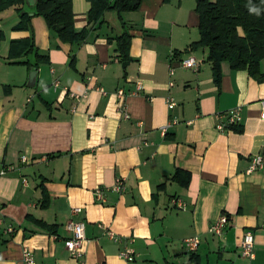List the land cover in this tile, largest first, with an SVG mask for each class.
Listing matches in <instances>:
<instances>
[{
    "label": "crops",
    "instance_id": "obj_1",
    "mask_svg": "<svg viewBox=\"0 0 264 264\" xmlns=\"http://www.w3.org/2000/svg\"><path fill=\"white\" fill-rule=\"evenodd\" d=\"M194 8V0H147L123 13L131 35L126 68L116 52L115 14L89 24L86 0H72L75 31L88 30L80 44L60 42L29 6V31L12 30L16 7L0 13V264H25L24 248L36 264H78L64 246L70 221L84 223L83 264H264V171L246 173L252 156L264 158V57L260 82L222 62L216 87L207 51L189 50L199 39ZM30 36L48 60L33 86L25 63L35 64L34 54L8 58L11 43ZM189 53L201 61L198 71L177 68L170 77L169 66ZM138 82L142 89L133 93ZM237 106V131H216L215 114ZM177 169L189 174L186 186L173 180ZM116 179L124 180L121 194L109 190ZM223 213V234H210ZM98 223L133 240L134 262L117 256L123 243L110 241ZM246 231L254 235L252 260L238 253ZM193 236L200 244L189 253L182 242Z\"/></svg>",
    "mask_w": 264,
    "mask_h": 264
},
{
    "label": "trees",
    "instance_id": "obj_2",
    "mask_svg": "<svg viewBox=\"0 0 264 264\" xmlns=\"http://www.w3.org/2000/svg\"><path fill=\"white\" fill-rule=\"evenodd\" d=\"M86 1L89 4L87 12L89 24L102 21L107 12L115 14L121 28L120 34L114 38L116 52L122 67L126 68L130 62L131 35L122 14L138 11L142 3L147 0ZM169 1L162 0L163 3H169ZM194 1V10L198 16L199 39L189 45V50L203 48L207 51L206 60L210 64L216 87H219L221 83L220 66L222 62H227L231 70L247 71L249 76L260 82L262 75L259 71V62L264 57V0H251L252 5L261 9L259 16L249 12V0ZM24 5L28 6L26 0H0V13L10 7H16L15 11L19 22L12 28L13 31H29L30 29L31 16L27 12H23ZM30 8L33 9L34 16L44 19L49 31L60 42L80 44L86 39L88 30L75 31L72 0H37L35 5ZM3 38L4 35L0 31V43ZM23 54H34L35 56V64L25 63L28 65V69L36 70L40 63L48 61L46 57L40 56L35 51L32 36L11 43L9 59L14 60L15 57L19 58ZM11 64H18V62ZM189 178L187 172L177 169L173 180L183 182V185L186 186L189 183Z\"/></svg>",
    "mask_w": 264,
    "mask_h": 264
},
{
    "label": "built area",
    "instance_id": "obj_3",
    "mask_svg": "<svg viewBox=\"0 0 264 264\" xmlns=\"http://www.w3.org/2000/svg\"><path fill=\"white\" fill-rule=\"evenodd\" d=\"M176 65H170L168 68V74L169 76H173L175 73V70L177 68L184 69V70H190L193 72H197L201 61L196 59L194 56H192L190 53L185 58H180L175 60ZM173 86V82L170 81L168 83V87L171 88ZM54 87H58V82L54 83ZM142 89V85L140 82L136 83L135 90L133 93L140 92ZM97 91L101 95H106V92L102 88H97ZM117 98L123 97L124 93L122 90H118L116 92ZM82 98H85V94L81 96ZM78 95L76 98H81ZM32 96H29L27 98V102L31 100ZM165 103L167 105L168 109H173L176 106V103L172 100L171 97H167L165 99ZM124 105H121V111L123 113L124 119H129V115L124 111ZM261 111L259 114V118L264 120V100L260 102ZM74 111V110H73ZM242 118V109L240 106H237L235 108H232L227 111L219 112L215 114V130L223 133L228 132L234 128V126L238 125L240 120ZM176 124V121L171 120L169 123H167L162 129L161 133H165L167 128ZM21 162H26V157H21ZM257 171H264V158L260 155L252 156L249 159V165L248 169L246 170V173L251 172H257ZM5 174V171H0V175ZM109 190L116 194H121L125 191V183L122 179H116L109 187ZM95 199L100 202H104V193L101 189H96L94 193ZM170 205L177 209V210H184L185 204L183 201L177 198H172L170 200ZM81 209H73L72 214L78 215L80 213ZM229 223V220L227 216L223 213L221 214L213 223L210 224L208 228V232L215 236H221L227 227ZM98 228L104 230L106 236L110 241L116 244L123 243L122 247L120 248L118 252V257L127 263L134 262L136 258L138 257V254L134 249H132L129 244L133 241L132 239H125L124 237H121L111 229L103 226L102 224L98 223ZM66 230L71 233L70 238L66 239L64 241V246L66 250L69 252L70 256L73 257L78 264H83L84 262V256L85 252L83 250V244L86 241L85 237V228L83 222H75L70 221L66 225ZM7 233H12L13 229L11 227L6 229ZM123 240L125 242H123ZM184 248L189 253H195L199 247L200 240L197 236L189 237L183 240L182 242ZM238 253L239 256L242 258H246L249 260H252L254 258V235L251 231L244 232L241 241L238 245ZM22 262L25 264H36L35 260L33 258L32 252L28 250L27 248H24L22 250Z\"/></svg>",
    "mask_w": 264,
    "mask_h": 264
},
{
    "label": "water",
    "instance_id": "obj_4",
    "mask_svg": "<svg viewBox=\"0 0 264 264\" xmlns=\"http://www.w3.org/2000/svg\"><path fill=\"white\" fill-rule=\"evenodd\" d=\"M37 0H26L28 6L33 7L35 5ZM37 71L35 69H33L32 71L29 72L28 75V81L30 85H34V80H35V76H36Z\"/></svg>",
    "mask_w": 264,
    "mask_h": 264
},
{
    "label": "clouds",
    "instance_id": "obj_5",
    "mask_svg": "<svg viewBox=\"0 0 264 264\" xmlns=\"http://www.w3.org/2000/svg\"><path fill=\"white\" fill-rule=\"evenodd\" d=\"M249 12L259 16L261 14V9L255 5H252L251 0H249Z\"/></svg>",
    "mask_w": 264,
    "mask_h": 264
},
{
    "label": "rangeland",
    "instance_id": "obj_6",
    "mask_svg": "<svg viewBox=\"0 0 264 264\" xmlns=\"http://www.w3.org/2000/svg\"><path fill=\"white\" fill-rule=\"evenodd\" d=\"M10 8H15V7H10ZM10 8H9V9H10ZM25 8H27V6H26V5H25Z\"/></svg>",
    "mask_w": 264,
    "mask_h": 264
}]
</instances>
